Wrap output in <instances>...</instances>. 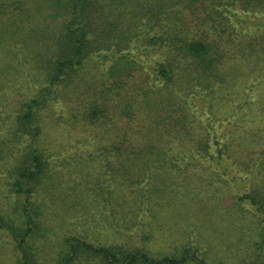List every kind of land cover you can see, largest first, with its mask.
<instances>
[{"label":"trees","instance_id":"1","mask_svg":"<svg viewBox=\"0 0 264 264\" xmlns=\"http://www.w3.org/2000/svg\"><path fill=\"white\" fill-rule=\"evenodd\" d=\"M44 1L46 7L51 0ZM116 1L130 12L128 34L91 37L95 23L107 17ZM116 1L67 2L64 9L72 16L64 19L42 84L29 98L9 101L0 95V173L5 175L6 187L0 185V230H6L13 241V264H264V142L258 146L256 141L264 134V102L238 97L235 103V76H229L223 66L231 57L228 41L241 39L239 44H245L239 52L249 61L246 75L252 65L256 73L264 67V48L255 52L254 36L246 38L229 16L231 6L264 11V0ZM90 7L92 20L84 14ZM199 7L207 9L205 15L195 12ZM40 9L41 4L35 7V21L29 26L28 0H0V47L24 30L28 38H37ZM141 26L143 34H139ZM139 35L147 50L163 51L156 76L136 68L103 78L90 89L92 96L87 93L75 109L80 108L83 124L95 140L85 167L90 171L92 161L100 158L99 164L111 173L103 186L94 189H103V194L94 199L92 215L95 227L108 238L94 241L89 227L79 226L70 233L52 234L46 225L43 194H50L60 178L64 182L65 166L61 164L73 162L65 158L53 164V154L42 142L43 111L74 91L91 55L105 52L104 57L109 56V38L114 37V45L121 47ZM223 39L227 40L224 46ZM214 92L217 100L211 97L210 107L216 100L215 106L229 105L234 111L228 123L200 119L203 110L197 100ZM221 128L223 132L218 133ZM204 161L225 166V171L237 165L259 186L234 198L242 214L238 218L254 208L257 212L252 218L262 224L258 237L247 242L245 257L226 249L232 245L221 248L220 240L215 242L206 234L207 223L197 220L196 226L184 228L178 237L172 236L178 228L164 229L160 217L174 194L185 192L188 200L200 198L203 179L196 174ZM229 174L230 179H223L228 185L237 180V175ZM51 235L57 238L48 259Z\"/></svg>","mask_w":264,"mask_h":264},{"label":"rangeland","instance_id":"2","mask_svg":"<svg viewBox=\"0 0 264 264\" xmlns=\"http://www.w3.org/2000/svg\"><path fill=\"white\" fill-rule=\"evenodd\" d=\"M69 1L51 0L48 1L46 7H43L46 3L44 0H28L31 13L30 20L27 21L29 26L35 21L36 16L32 18L33 14L36 13L35 7L39 4L42 6L40 10L43 14L37 20L40 35L35 39L34 36L28 38L27 31L24 30L19 35L14 36L8 45L0 47V95L6 97L9 101L31 97L42 84L41 79H43L48 62L52 58L54 42L58 39L63 28L64 19H70L72 16V14H69V10L64 9ZM112 8L107 17L95 23L96 26H94L91 37L101 33H106L107 36L108 33H111L110 35L128 34L127 22L130 20V12L123 5L118 4L117 1ZM230 9L231 13L228 14L232 25L238 30L243 29V35L246 38L249 34L254 36L255 48H257H254L255 52L263 49L264 11H261L263 9L243 11L232 8V6ZM185 10H188V8H185ZM79 11L83 14L80 8ZM195 12L205 15L207 9L204 10L203 7H199ZM93 13L92 7L84 12L88 20H92ZM102 29L105 32L101 31ZM141 33H144L143 26H141L139 34ZM139 36L138 38L133 37L129 44H122L121 47L114 45L116 42L114 37L109 38L112 41L110 49L107 50L109 56L105 58V52L91 55L81 70L82 77L77 82V87L73 88L74 91L61 96L50 109L43 111L44 130L42 142L53 154L51 156L53 164L65 158L71 159L73 162V164H61L65 166L64 182L61 184L60 178L58 182L53 183L51 195L43 194L47 201L45 207L46 225H49L52 234L70 233L76 226H79L80 228L89 227L90 237L94 241L106 242V237L108 238L103 231L95 227V218L92 219V215L96 199H99L100 194H103V189H94L99 184L103 186L106 179L111 177V173L107 172L101 163L99 164L100 158L92 161L90 171L85 167V165H88L87 159L91 158L90 151L94 148L95 140L93 134L87 131L86 126L83 124L85 122L79 115L80 108L75 109L82 104V100L84 101L87 97V93L92 96L90 89L103 78L113 77L114 74L119 75L136 68L150 71V77L156 76L154 70L157 66L156 63L164 58L163 51L147 50L141 40L142 35ZM240 41L241 39L228 41L231 57L223 64L229 76H235L232 81L234 92L232 100L237 103L238 97L253 98V100L257 97L258 100L261 99L260 103H262L264 102V67L260 71L257 70L256 73V66L252 65L246 75L245 69L249 61L244 56L241 57L239 50L245 42L239 44ZM243 41H246V39L243 38ZM226 42L227 40L223 39L221 43L224 46ZM35 43H38V46L35 47L33 52L31 47ZM230 43H233V45H230ZM27 44H31V47ZM261 54H264L263 50H261ZM258 63H260L259 60ZM217 95V92H214L204 100L200 98L197 100L203 110L200 119L205 122L228 123L233 119L231 115L234 111L230 109L229 105L221 107V109L217 105L215 106ZM211 97H216L212 107L209 106ZM73 123H77V125ZM222 132V128L218 129V133ZM256 141L258 146H261L260 144L264 142V134L261 137L258 136ZM216 166H218V170L212 169ZM224 167L214 161H204L202 168L196 174H200V178L203 179L199 184L202 186L201 189L203 188L199 193L200 198L195 197L188 200V197L183 194L185 192L178 195L174 194L175 199L171 201L169 208L164 211V216L160 218L164 223V229L172 232L175 231L174 228H178L172 234L176 237L183 232L184 228L188 230L191 226H196L197 220L202 225L207 223L206 234L214 238L215 242L220 240L221 248L232 245L226 249L235 250V255L245 257L247 256L246 249L249 247L247 242L249 240L254 241L258 237L262 224L256 218L254 222L252 216L257 211L249 204H245V206L248 209L252 208L251 213L246 214L242 219L238 218L240 217L239 213L241 216L242 214L238 209L239 204L234 203V198L237 194L253 192V188L259 186L252 180L249 173L239 171L241 168L237 165L232 164V168L228 171H225ZM257 168H259L258 164L255 166V169ZM217 172L226 173L223 175L227 179L232 177L229 173H233L237 175V180L235 179L234 182L228 185L223 182L224 177L219 176ZM180 178L181 176L178 179ZM187 179H182V181L185 182ZM4 180V173H0V185L6 190L3 185ZM61 186H63V189L60 188ZM215 188L221 190H218V195L213 199L214 193H216ZM5 204L8 205V203ZM51 236L53 237V244L50 246V251L47 252L48 259L54 251L57 238L56 235ZM13 254V241L10 235L6 230H0V264H13Z\"/></svg>","mask_w":264,"mask_h":264}]
</instances>
